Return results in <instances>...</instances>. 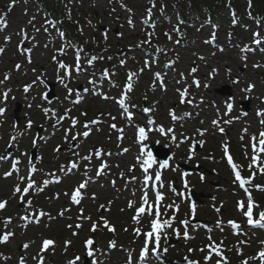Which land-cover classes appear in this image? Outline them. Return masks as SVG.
Wrapping results in <instances>:
<instances>
[{
  "label": "rangeland",
  "instance_id": "1",
  "mask_svg": "<svg viewBox=\"0 0 264 264\" xmlns=\"http://www.w3.org/2000/svg\"><path fill=\"white\" fill-rule=\"evenodd\" d=\"M153 1L65 0L62 2L49 0V4L53 10L60 11L58 14L61 16L62 24H75L77 26L78 39L84 43V49H89L97 55L99 62L104 61L103 66L105 67L108 66V62L112 61V66L114 64L112 68L118 74L124 73V79L128 80L122 65L132 71L135 70L137 73L138 68L141 69L144 63L143 58L146 55L142 53L141 49L127 50V44H131L135 39L136 44L139 42L142 44L144 38H148L147 33H152L145 27L143 20L148 19V9H151V15H160L158 12L159 5L158 3L155 5ZM231 1L234 6L241 8V13L244 15L243 24L247 25V30L242 28L239 33H231L234 35L228 38L226 49L219 56L220 59H212V62L205 61V64L210 73L216 71L212 88L216 90L222 85L229 86L231 83L223 81L226 77L241 76L243 83L240 86L242 88H247L250 83L254 85L251 92L245 91V89L241 90L242 94L249 95L253 101L251 100L249 104L248 116H243L240 113L241 100L237 101L236 104L231 101L234 108L231 111L227 110V104L218 107L217 112H215V108H210L209 110L216 114L209 113V118H205L202 112L190 113V108L185 111L182 106L177 105L179 96L176 88L170 86L165 92L155 90L151 73L146 76L145 74L141 75L137 86H132L133 94H131L130 103L126 107L131 108L127 112L124 111L123 106H116L111 102L97 98L90 103L87 97L84 102L74 105L72 99L78 95L74 93L69 96L67 88L63 85L66 81L65 71H63L64 68L60 67V64L69 61V58L74 62L75 60L81 61L84 52H80L79 48L70 44L67 51L68 57L57 54V50L64 44L57 28L61 27V24L53 23L44 14L39 0H15L14 5L12 0H0V17L4 21L3 24H0V47L4 48V52L0 53V107L5 109L4 114L0 115V156H6L8 145H12L19 155H23L26 149L29 152L35 147L36 131L38 127H41L43 128L44 139L39 141L42 152L39 162L43 171L36 172L35 177L33 176L31 179L45 181L50 174L51 177L53 176L55 179L61 177L64 181L60 186H57L55 182L53 185H47L48 193L44 195H41V192L36 191L35 188L30 189V196L27 199L31 201V205L18 208L17 199L20 196L14 192V188L17 185L23 187L25 186L24 183H27V178L32 173L31 169H28V160L23 159L22 164H20V169L26 170L20 177H24L26 180L23 179L21 182L19 177L15 178L14 183L10 179L5 181L1 175L2 172H8L9 169H12V159H9L8 156L7 159L0 160V201L5 198L8 199V206L4 210H0V216L12 218L7 227L1 222L0 231L2 233L5 231L14 233L7 242L0 243V264H19L21 257H24L25 264H38V259H36L38 253L44 257L43 264H69L70 261H75V264H85V258L89 256L85 244L88 238H92L94 241L93 255L89 256L88 264H129V258H131V264H142L143 261H146L145 258L143 261L140 259L141 249L149 248L151 243H147L143 239V235L151 230L153 216L146 213L136 223L132 220V213L135 208L143 203L142 197L145 192H147L148 198H151V203L155 204L156 200L152 197V187L147 184H140L148 172L145 173L144 170L141 172L140 169H136L134 173L131 172L132 166H138L136 158L139 157L137 155L138 149L136 150L137 147L134 143L136 125L143 123L148 126L146 115L136 114L133 111H135V107L139 109L143 105H147L148 109L156 105L157 110L154 108L152 113L154 118L159 117L166 134L164 138L160 135H153L149 143L171 146L170 149L175 156L171 163L173 164L171 168L174 170H171L170 173L169 171L166 172L160 182V191L165 194L161 205L164 210V217H174L171 219V226L160 232L161 248L167 249V252L163 250L161 252L172 259L189 258L192 261H198L199 264H217V261H223V258L218 257V253L213 252L208 247L214 243L223 248L227 247V257L232 261H229L228 264H242L240 261L242 258L246 259L248 264H260L255 253L264 249V244L262 245L264 232L247 229L244 226V231L237 234L227 226L229 220L242 222L243 212L238 208V200L246 199L237 189L232 173V164L229 162L228 156L232 157V163H239L240 168L250 176H247L248 180H251L250 182L254 185L253 174L257 173V170L252 166L253 156L262 155L259 165L264 167V152H259L260 146L258 144L259 139L262 138L261 133H264V123H261L264 116L258 115L259 112H264V55L245 52L246 45L243 43L252 45L253 37L251 36L255 29H260L264 35V25L260 27V24L258 25L254 21L252 24H247L245 19L246 7H248L246 0ZM162 2L168 6V11L178 9L175 7L179 6L177 0H163ZM227 2L228 0H224L223 6L215 11V15L220 19H225L224 17L229 15L230 11L225 6ZM197 14V18L203 15L200 11ZM230 24L228 19L222 24L226 35L241 27L230 28ZM102 28H105L104 34L100 32ZM115 30L132 32L136 38L124 44L121 36L114 33ZM163 31L164 29L161 28L160 31L156 32L155 44L163 43L161 36ZM25 33L27 38L24 36ZM6 37H11V39L6 40ZM105 42L106 44L102 45ZM238 44L239 47H237ZM190 48L192 51L198 50L199 52L202 50L201 44L198 42H191ZM24 49H31V52L24 51ZM166 49L168 52L173 50L170 46H167ZM124 50L128 51L125 55L122 54ZM176 51L180 53L183 51L185 54L183 60L180 59L179 62L181 64L180 70L182 65H186L185 67L188 69L189 65H193V62L196 61L193 52L187 53V50L182 48ZM209 54L208 56H210ZM188 57L189 59H187ZM163 71L165 70L163 69ZM174 77L172 75L173 79ZM61 78H63V82H61ZM75 78L80 80L78 76ZM44 79L58 81V99L52 103H49L45 98L47 89L43 84ZM144 79H149L145 85L140 82ZM175 79L178 84V78L175 77ZM34 81L35 83H33ZM114 82L108 83L105 90L112 91L113 97L118 95ZM26 85H32V87L25 91ZM240 86L236 87L240 88ZM215 90L208 91L209 94L211 93V97L217 96ZM5 92L8 94L7 99L3 97ZM241 97L243 98V96ZM226 98L224 96L222 100ZM16 102L23 104V110L20 113L22 121L19 125L15 123L13 117ZM174 106L178 107L175 108ZM171 112H175L178 117L177 120L171 118ZM128 113L133 115L132 119L127 118ZM94 118L103 120L102 124L96 128L92 124ZM29 120L32 121L31 127H26ZM73 120H76L77 124L73 125ZM84 120L87 124L84 123ZM213 121H218V123L214 124ZM86 125L87 127H85ZM112 125L119 128L122 133V128H124L126 137L122 140L118 139L117 136L119 137L120 134ZM220 128H223L224 131L221 132ZM87 130L92 132L88 138L77 135ZM179 130L185 132V136L197 133L196 142L201 143L203 141L201 149H197V154L193 159L192 156L189 157V154L193 153L190 150L188 152L187 146L183 145L180 139L182 134H178L180 133ZM173 136H175L174 140ZM12 137L15 139L13 140ZM253 137L256 139L253 140ZM193 139H195L194 136H192ZM74 140H77V149H66L72 145L70 141L73 142ZM132 144L133 149H127V146ZM253 144H256L255 150ZM225 145H227V150ZM58 147L60 149L56 150ZM101 149L104 153L109 151L114 153L107 154L106 159H108L109 166L99 175H97L96 170L100 161L95 159H93V163H89V161L86 163L90 165V167L87 166V170V167L83 169L86 171H70V178L68 171L61 172L62 164L67 163V157L77 159L78 155H83V158L89 152L93 151L94 155V152ZM125 149H127L125 153L121 152ZM89 157L91 156L89 155ZM226 160L227 162H225ZM176 163L179 166L186 163L190 167H195L201 163L208 170L216 172L217 176H208L207 174L208 177L204 183L201 182L199 175L193 174L192 179H190L191 184L196 186L194 188L196 192L210 193L214 196L213 200L200 197L202 201L198 203L197 215L195 216L196 220L201 221L199 223L211 226L209 227L211 228L210 231L203 224L197 223V225L188 221L185 227L181 223L189 218L190 212L186 202L178 200L173 188H171V185H179V174L175 170H179L180 167L178 168ZM59 169L61 173L58 172ZM123 171L127 175H121ZM74 174L77 175L74 176ZM263 174L258 177L264 183ZM85 179L89 181L87 184L89 195L81 204L84 206L77 207L71 203V194ZM113 181H115V186L111 185ZM217 181L221 184L219 188L211 186V183ZM256 198L262 201L260 210L263 211L264 190L258 192ZM12 200L14 203L9 204ZM129 202H132L131 207H129ZM170 205L171 207H169ZM40 210L50 214L51 218L49 215L39 216ZM62 211L63 216L59 215ZM32 213L36 214L33 221L21 219L24 215ZM86 217L88 220L84 221L87 219ZM100 217H105L106 221L111 226H116L118 231L115 230V233L110 234L102 224H99L93 232L92 226ZM37 220L39 222H36ZM136 229L140 231L137 232ZM185 231L188 233L187 237L184 235ZM169 237L175 241L171 245L168 244L167 239ZM44 239L53 240L54 246H50L48 250L41 252ZM66 241L71 243L66 244ZM112 241L115 242V246L110 244ZM25 244L29 245L27 249L23 247ZM190 249L192 251H189ZM209 255L211 259H205ZM76 257H80V259L76 261ZM146 257L149 261L148 264H163L161 259L154 258L151 252L147 253ZM252 257L256 258L252 259Z\"/></svg>",
  "mask_w": 264,
  "mask_h": 264
},
{
  "label": "snow or ice",
  "instance_id": "2",
  "mask_svg": "<svg viewBox=\"0 0 264 264\" xmlns=\"http://www.w3.org/2000/svg\"><path fill=\"white\" fill-rule=\"evenodd\" d=\"M12 4L13 5L15 4V0H12ZM148 14H149V16H151V9H148ZM233 22L235 23L236 21L234 20ZM3 23H4L3 18L0 17V24H3ZM129 23H131V21H129ZM145 23H148V20H145ZM61 35H63V33H61ZM149 35H151V34H149ZM24 36H25V38H27V34L26 33L24 34ZM254 36L255 37H259V33H255ZM5 39L6 40H10L11 37H6ZM212 39L215 40V35L214 34L212 36ZM254 42L256 44H260L261 43V40L260 39H255ZM24 51L31 52V49H24ZM3 52H4V48L0 47V53H3ZM93 59H95V58H93ZM88 63L91 64L92 63V60H89ZM121 63H124V61H121ZM17 67H19V65H17ZM60 67L61 68H66L67 66L65 64L61 63L60 64ZM77 70H78V68H77ZM192 71L194 72V71H196V69H192ZM68 74L70 75V72ZM107 74H108L107 72L104 73V75H107ZM135 75H136L135 73H131L129 75V81H131L132 77L135 76ZM156 76H157V78L162 79L160 73H156ZM61 82H63V78H61ZM236 82H238V81H236ZM33 83H35V81ZM194 83L196 84L197 87H199V81L198 80L194 81ZM31 87H32V85H26L25 86V91H28ZM65 87L67 88V85L66 84H65ZM253 87H254V85H250L248 89H245V91H250L251 88H253ZM127 88L130 91L131 88H132V84L129 83L127 85ZM68 91H69V93H71L72 92V89H68ZM84 91H87V89H84ZM7 95H8L7 92H5L3 94V97L5 99H7ZM124 95L126 97L127 93H125ZM186 95H187V90L185 89L181 93V96L184 97ZM119 103H120L121 106H123L125 108L127 107V105H125V100L124 99H121L119 101ZM232 107H233V104L231 102H227V110L228 111H231ZM145 110L146 111H151L150 109H145ZM4 112H5V109L3 107H0V115H3ZM170 115H171V118L173 120H177L178 119V117L175 115V112H171ZM258 115L264 116V112H259ZM128 116H129V118H131V113H128ZM76 123H77V121L76 120H73V125H75ZM92 123H96V122L93 121ZM150 123H151V121H150ZM213 123L214 124H217L218 121H213ZM261 123H264V120H262ZM31 124H32V121L29 120L28 127H31ZM85 127H87V125ZM112 127H115V125H112ZM160 131L161 132L164 131L163 127H161ZM169 131H171V129H169ZM220 131L223 132L224 129L223 128H220ZM139 134H140V140L141 141H143V140L146 139L145 129L143 127L139 128ZM77 135H82L84 137H87L89 135V131H84L83 133H79ZM261 137L262 138L259 139V141H258V144L260 146L259 147V152H264V133H261ZM73 138L75 139V137H73ZM12 139L14 140L15 137H12ZM174 139H175V136H173V140ZM255 139L256 138L253 137V140H255ZM201 143H203V141H201ZM253 148H254V150L256 149V144H253ZM225 149L227 150V145H225ZM101 151L102 150H98L96 152V155H100L101 154ZM125 151H127V149H125ZM142 151H143V149H142ZM145 155L148 156V159L147 160H144L142 162L141 167L144 169V172L147 173L149 167H151V164L154 162V160H153V157H152V153L150 151L149 152H146ZM5 159H7V156H0V160H5ZM83 159H91V157L86 156V157H83ZM139 159L140 158L138 157V160ZM257 159H258V157H254L252 163L255 164L256 161H257ZM228 160L232 164L233 169H237L238 168V166L235 163H232V157L230 155L228 156ZM18 163H19L18 160H16L13 163V169L16 170V171H18V168H16V165ZM167 166H168V161L167 160H165L160 165L161 168H164V167H167ZM76 167H78V165L75 162H73L71 164V168H76ZM107 167H108V165L106 163H102L101 166H100V168H99V170H98V172H97V175H99L100 173H102L104 171V169L107 168ZM249 167H251V165H249ZM68 170L70 171L71 169H68ZM31 171L32 172H35L36 171L35 166H33V168L31 169ZM260 171L261 172H264V167H261L260 168ZM11 174H12L11 172H6L5 173L6 176H10ZM121 175H123V173H121ZM23 179H25V178L24 177H21V180H23ZM133 179H135V177H133ZM151 179H153V177H151L149 175H145V177H144L145 182H147V181H149ZM235 179L240 182L241 186H243L245 183L248 182V181H246L245 179H243L241 177V173H240L239 170H236L235 171ZM155 180H157V181L160 180L159 173L156 174ZM88 182L89 181L87 179H85L84 181H82L74 189L73 193L71 194V199H72V201L74 203H76V204H79L80 203L81 198H82V192H81V190L82 189H85L87 187ZM43 183L46 185V184L49 183V181L45 180V181H43ZM256 187L257 188H260L261 190H264V187H262L260 185H257ZM34 188H35L36 191H42L43 190L42 188L35 187V181L32 180L31 177H28L27 178V185L23 189H21V187L19 185H17L15 187V189H14V192L15 193H21L20 199L21 200H24V196L29 192L30 189H34ZM173 191H174V189H173ZM155 195H156V203H155V205H149L147 192H145L144 196L142 197L143 203L137 209V215L133 219L136 220L137 222H139L138 218H139L140 214L147 212L148 215H152L153 208H155V218L151 220V231L147 232L145 235H146V237L149 238V242H151L154 245L153 248H152V252L155 253L159 257V255H160V239H161L160 232H161V229L170 227L171 226V219H174V217L171 218V219H165V220H163V222L160 221L159 217H160L161 214H160V211H159V202L164 197H163V195L158 190L156 191ZM248 201H249V203L246 206H245V204H244L243 201L238 202V208L247 217V221H248L249 224L264 226V212H261L259 214V219H253V206L254 205H253V202H252L251 192H248ZM7 203L8 202L6 200L5 201H0V210H4L6 208V206H7ZM26 203H28L29 205H31V201H26ZM131 206H132V202H129V207H131ZM101 207H104V206L101 205ZM169 207H171V205ZM176 207L178 208V206H176ZM191 207H192V211L194 213L195 212V204H192ZM63 214H64L63 211L59 213V215H61V216H63ZM38 215L41 216V217L42 216H45V215H49V218H51L50 217V214H47V213L43 212L42 210H40L38 212ZM35 216H36L35 213L26 214L23 217H21V219L24 220V221H28L30 218L31 219H35ZM11 221H12V218L11 217L0 218V222H3L4 225H5V227H7V225L10 224ZM36 222H39V221L37 220ZM181 223L184 224L185 227H186L187 224H188V221L187 220H184ZM229 223L234 228H239V225L235 221H229ZM218 224H219V222H218ZM104 226L105 227H108L110 231H115L114 227L111 226V225H109V223L106 220L104 221ZM96 227H97L96 224H93L92 231H95L96 230ZM136 231L139 232L140 230L139 229H136ZM177 232H178V230H177ZM13 235H14L13 232L5 231L4 233L0 234V242H7L9 240V238L12 237ZM184 235H185V237L188 236L187 231H185ZM65 243L66 244H70L71 242L70 241H66ZM85 244H86V247H87V255L92 256L93 255L92 246L94 245L93 239L92 238H88L85 241ZM110 244L112 246H115V242L114 241L110 242ZM50 246H54V241L51 240V239H44L42 241L41 252L48 250ZM23 247L25 249H27L29 247V245L28 244H25ZM208 247L211 248V250L213 252H217L218 254H220L219 253V247H220L219 245H215L213 243V244L209 245ZM163 251L164 252H167V249L165 248V249H163ZM189 251H192V249H190ZM201 251H203V249H201ZM147 253H148V248L145 247L143 249V251H142L141 259H144L146 257V255H147ZM258 255H259V258L261 260H264V250H262ZM255 258L256 257H252V259H255ZM36 259H38V264H43V261H44L43 255H41L40 253H38ZM75 259H76V261H78L80 259V257H76ZM205 259H211V256L209 255V256L205 257ZM19 264H25L24 257H21L20 258ZM69 264H75V261H70ZM129 264H131V258H129ZM189 264H199V262L198 261H189ZM217 264H222V262L220 260H218L217 261ZM223 264H228L226 258H224ZM242 264H248V261L247 260H244L242 262Z\"/></svg>",
  "mask_w": 264,
  "mask_h": 264
},
{
  "label": "trees",
  "instance_id": "3",
  "mask_svg": "<svg viewBox=\"0 0 264 264\" xmlns=\"http://www.w3.org/2000/svg\"><path fill=\"white\" fill-rule=\"evenodd\" d=\"M42 3V9L50 15L52 19H55L57 21L60 20V15L58 14V11L56 9L53 10V8L49 4V0H39ZM58 1H65V0H58ZM187 2L191 3V7H198L202 4H205L207 6H214L213 1L219 2V0H186ZM250 11L251 13L260 19L264 20V0H248ZM64 31L66 32V35L69 39L72 41H76L78 44H80V40L78 39V33H77V26L75 24L72 25H64L63 26Z\"/></svg>",
  "mask_w": 264,
  "mask_h": 264
},
{
  "label": "bare ground",
  "instance_id": "4",
  "mask_svg": "<svg viewBox=\"0 0 264 264\" xmlns=\"http://www.w3.org/2000/svg\"><path fill=\"white\" fill-rule=\"evenodd\" d=\"M246 33V32H245ZM210 32H208V37H210ZM251 37H253V36H251ZM255 37V36H254ZM216 38H217V35H215V40H213L212 39V46H213V44H214V42L216 41ZM253 39V38H252ZM193 42H197V38H195L194 40H193ZM204 44V43H203ZM244 45H247V44H249V43H243ZM174 45V44H173ZM172 44H168V46H170V47H172L173 46ZM237 47H239V44L237 45ZM207 49H208V47H207ZM167 50V49H166ZM175 50H176V47H175ZM254 52H255V54L256 55H264V42H262V43H260L259 44V46H257L256 47V49L254 50ZM215 55H219V52H216L215 53ZM214 52H213V50L211 49V58H213L214 56ZM148 66H149V64H148ZM150 66L151 67H155V65L154 64H150ZM196 70H198L197 71V75L198 76H202V73H204L205 71H204V68L201 66V65H198L197 66V68H196ZM185 71H186V67L183 65L182 66V69H181V71H180V74H179V76H180V78L181 77H183V75H184V73H185ZM216 73V71H214V73L212 74V77L214 76V74ZM205 74V73H204ZM210 79H212L211 77H209ZM240 79V80H242V78H241V76H238V77H233V79H229V78H225V80H223V81H228L229 83H231V85H233V87H234V93H233V95L232 96H230V97H228V98H226V99H224V101H226V102H231V101H238L240 98H241V96H242V92H241V90H240V88L239 87H236V86H239L238 85V83L236 82V79ZM147 80L148 79H144V80H141L140 82H141V84H146L147 83ZM221 82H223L222 80H220ZM201 82H203L202 80H201ZM174 84H177V82H176V80L173 82ZM222 85V84H221ZM227 86L228 85H226V86H224V85H222L221 86V88H222V90H226L227 89ZM118 98V97H117ZM184 117H186L187 118V116H184ZM188 179H191V177H190V175H188V174H185L184 175V177L183 178H180V180L179 181H181V182H185V181H187Z\"/></svg>",
  "mask_w": 264,
  "mask_h": 264
},
{
  "label": "water",
  "instance_id": "5",
  "mask_svg": "<svg viewBox=\"0 0 264 264\" xmlns=\"http://www.w3.org/2000/svg\"><path fill=\"white\" fill-rule=\"evenodd\" d=\"M50 86H51V91L48 95V98L53 99L54 98V86H53V84H51ZM221 93L222 94H229L230 92H229V89L227 88L226 90L221 91ZM243 105H244L245 109L248 111L249 110L248 103H245ZM20 110H21V106L18 105V108L16 110V117H18ZM17 120L19 121V118H17ZM165 150H166L165 152H162L161 150H160V152L157 151V155L160 156L164 161L165 160L168 161L169 158L171 157V154L167 151V148ZM175 264H189V261L187 260L184 262H176Z\"/></svg>",
  "mask_w": 264,
  "mask_h": 264
}]
</instances>
